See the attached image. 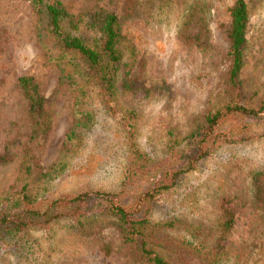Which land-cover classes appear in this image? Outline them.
Segmentation results:
<instances>
[{
    "label": "rangeland",
    "instance_id": "374dc122",
    "mask_svg": "<svg viewBox=\"0 0 264 264\" xmlns=\"http://www.w3.org/2000/svg\"><path fill=\"white\" fill-rule=\"evenodd\" d=\"M57 1L71 14L64 18V29L85 42L96 35L89 21L93 12L120 16L126 50L117 81L119 99L123 107L137 110L146 125L192 123L211 104L214 88L223 85L228 9L235 0H207L206 50L183 36L184 31L191 36L199 31L195 8L185 18L183 9L191 0H135L133 14L124 9L127 0ZM245 1L249 23L241 78L249 92L260 96L264 95V0ZM76 73L30 0H0V154L7 153V159L0 161L1 195L18 192L25 183L29 192L56 195L116 186L124 154L117 120L100 107L96 91L81 86ZM23 75L34 78L45 99L49 125L44 134L33 131L28 101L18 86ZM71 129L83 140L77 148L66 140ZM252 130L253 137L222 143L184 175L183 188H192L184 207L178 198L175 201L176 195L166 194L151 204L145 231L158 242L169 240L171 244L160 242L159 249L172 261L179 256L183 264H264V208L254 204L251 191L252 174L264 172V136L263 127ZM143 137L139 142L145 146ZM160 152L155 154L160 157ZM145 185L140 181L137 189ZM221 195L227 196L223 203L233 211L234 223L220 241L224 251L213 262L196 250L206 249L215 239L219 212L214 206ZM170 220L171 225H156ZM51 233L60 243L44 252L49 264H145L111 225L101 230L108 251L96 241L67 243L61 232ZM5 254L3 264H25Z\"/></svg>",
    "mask_w": 264,
    "mask_h": 264
},
{
    "label": "trees",
    "instance_id": "16d2710c",
    "mask_svg": "<svg viewBox=\"0 0 264 264\" xmlns=\"http://www.w3.org/2000/svg\"><path fill=\"white\" fill-rule=\"evenodd\" d=\"M30 1L44 15L50 36L77 72L81 86L96 91L100 107L117 120L119 147L124 154L122 162H119L114 188L85 189L75 194L56 195L46 191L29 192L25 183L18 192L0 194V264L7 258L5 253L11 254V258L22 259L25 264H49L44 252L60 243L54 240L52 231H56L57 236L61 232L67 243L74 239L82 243L96 241L108 251L109 243L101 238L105 225L114 226L122 243L128 245L134 257L145 264H183L179 256L172 261L159 249L160 242L169 244V240L158 242L145 231L150 225L151 204L158 196L166 194L176 195L175 201L178 198L182 207L183 200L192 195L191 187L182 186L184 175L194 170L217 146L253 137V126L263 127L260 135L264 136V95L249 92L241 78L249 23L247 2L235 0L228 9L230 24L223 85L219 89L214 88L210 93L211 104L192 123L169 127L155 122L146 125L137 110L122 106L117 81L125 57L126 39L117 13L93 12L89 21L96 35L90 42H85L64 29V18L71 14L61 2ZM191 1L183 9L185 18L195 8L199 16V31L191 36L183 30V36L206 50L210 5L207 0ZM135 4V0H127L125 11L133 14ZM18 86L28 101L33 131L46 133L49 119L45 117V99L39 92L38 84L33 77L23 75L18 78ZM142 136L145 146L152 148L154 153L148 152L139 142ZM66 140L75 148L83 142L80 133L73 129L66 135ZM156 151L163 153L158 157ZM5 159L7 153L0 154V161ZM26 168L30 169V166ZM140 181L147 185L137 189ZM251 187L254 204L264 208V172L252 174ZM226 197H218L220 202L214 206L219 212L215 239L206 244V249L196 250L197 255L213 262L224 251L220 241L234 223L233 211L223 203ZM173 221L156 225H171ZM35 229L38 233H33ZM200 245L205 246L202 241Z\"/></svg>",
    "mask_w": 264,
    "mask_h": 264
}]
</instances>
